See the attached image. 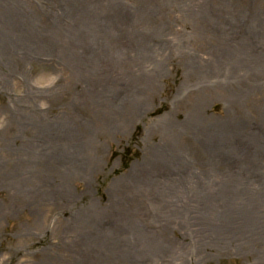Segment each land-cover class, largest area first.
<instances>
[{
	"label": "rangeland",
	"instance_id": "rangeland-1",
	"mask_svg": "<svg viewBox=\"0 0 264 264\" xmlns=\"http://www.w3.org/2000/svg\"><path fill=\"white\" fill-rule=\"evenodd\" d=\"M32 2L46 18L23 42L30 51L0 48V264H125L109 255L117 242L124 247L112 254L131 246L145 264H256L249 245L198 249L207 226L189 203L237 183L227 162L259 160L247 146L236 150L264 132L256 91L264 89V0ZM9 13L4 6L0 19ZM108 44L110 65L82 77ZM233 90H248L246 106H234ZM227 125L235 133L210 136L209 156L200 130ZM166 143H178L172 156L160 155ZM161 185L172 186V200L155 202ZM180 200L184 218L171 212ZM134 202L137 231L161 235L143 256L136 231L111 229L124 215L133 221L124 212ZM169 245L177 253L163 257Z\"/></svg>",
	"mask_w": 264,
	"mask_h": 264
},
{
	"label": "bare ground",
	"instance_id": "bare-ground-1",
	"mask_svg": "<svg viewBox=\"0 0 264 264\" xmlns=\"http://www.w3.org/2000/svg\"><path fill=\"white\" fill-rule=\"evenodd\" d=\"M16 1L17 0H12V1L11 0H1L0 9H3L5 6V8H7L10 11V13L8 16H6V21L4 19H0V48H4V49L7 48L8 51H16L19 48L20 50L29 52L30 51L29 49L31 48L32 43L28 47H25L23 45L25 44V41L29 42L30 40H32V36L34 32H36V30L38 29L37 27L33 25L34 20L41 22L43 24L46 16H44L41 13L40 7L37 4L35 5L32 2V0H23L28 4L30 14H28L24 10L22 12L18 3H15ZM62 1L66 2L70 0H62ZM45 6L46 5H44V7ZM11 14H13V17L15 18L20 17L21 19L8 20V17ZM51 16H59V15H51ZM17 28L19 29L25 28L26 30H28V33H25L23 31H19V32L15 31V29ZM237 32L238 31L234 30L233 33H237ZM261 36L259 37L261 38ZM108 45H109V48L104 46L103 54H96V57L94 56L95 57L93 61L94 69L92 65H88L86 71L82 74V77L86 78V77H90L94 75V73H96L97 70L100 68V66H102L103 64H105L106 66L110 65L111 60L107 58L105 53H108L109 51H111L113 47L111 46L112 43L111 45L110 44ZM223 60H226L224 56H223ZM223 66L224 65H222L220 68L222 73L225 71ZM261 79H262L261 75L258 74L256 76V82L259 83ZM230 84L233 86L235 85L233 80L230 81ZM233 91L235 92V90ZM246 91L248 90H245L243 93H241L242 94L241 96L239 95V93L235 92L236 94L234 95L236 96L237 99L234 102V106L236 107L238 106V101H239V107L246 106L245 103L247 101L248 94H249ZM256 91H257V94L263 95V97L259 100V103L264 107V89H257ZM132 93L141 96L140 92L132 91ZM225 93H226V96H229V94L226 91ZM230 103L233 104L231 98H230ZM249 126L253 128V122H250ZM257 127L255 130L260 131V129ZM109 129L110 127L108 128L106 127L107 132H111V130ZM220 130H221L220 132L214 131L213 128L200 130L205 133L204 137L206 136L205 138L206 145L201 144L199 145V147L203 149L205 146V151H208L209 144H210V136L217 135L219 139H222L223 134H225L227 138L228 135L231 134V132L235 133V130H233L232 128H229V125H227V128L224 131L222 129ZM261 131H264L263 126L261 127ZM192 135H193V132H192ZM215 138L217 137L215 136ZM241 140L244 142H242L241 145L237 148L236 151H238V154H240V152L242 151L241 150L242 147L244 148V146H247L251 150H253V152L256 151L258 153L256 154V157L259 158V160L251 158L250 159L251 162H240L239 160L240 158H239L238 162H233V163L227 162L228 165H235L234 168L233 167L231 168V171L235 174L234 180L237 181V183L232 181L230 184L223 186L225 188L230 187V190H225L223 188H221L220 190L216 189V192H218L217 194H207L205 196L196 195V198L202 199L201 200L202 202L191 200V202L189 203V206L194 208V213L198 214V216H200L201 213L203 214L201 215V218L199 219L198 224L204 223L207 226V229L203 227L205 231L203 232V234L201 233L195 236L194 244L197 245L198 249L213 248L210 246V244L211 243L214 244V242L216 244L223 245L224 247L226 245L233 246V244H243L244 246L249 245V248L253 251L252 255L254 259L252 261L256 262V264H264V254H262L257 248L259 245L264 247V213H263L264 211V132L263 133L261 132V134H259L258 136L253 134V141L250 143V145L248 142H246L247 139L241 138ZM216 141L217 140H215L214 143ZM214 143H211L210 146L215 147ZM177 146H178V143H172L171 145H168L166 143V146L164 147V150L160 153V155L166 156V157L172 156L171 154H173V151L171 149H175ZM166 148H170V149L167 150ZM207 153L209 155V151ZM256 162H260L261 164L259 163V165L257 166ZM213 164H215V162H213ZM155 167H157V170H155V172L161 171L158 167V164H156ZM176 174L177 176L180 175V171L177 170ZM159 188L162 191L161 192L162 196L158 195L157 198L155 199V202H161L162 197H165V198L170 197L171 200L173 199L172 197L174 194L173 192L170 191L172 186L169 187L167 185H164V186L161 185ZM228 191L231 194L227 193ZM122 193H125V191H122ZM225 193L227 195H225ZM252 193H255L259 196L249 197L251 196ZM214 196L217 199L214 198ZM120 197H121V200H125L124 194H121ZM150 197H151L150 195L145 196V198H150ZM143 201L144 199L142 200V202ZM142 202L139 201L138 205H140V203ZM182 202L184 201L180 200L179 203L176 202V204H173L174 209L171 211L173 214L178 213L179 218L181 217L184 218L185 216L183 215L186 214L183 212L184 210H181L182 208H180L182 207ZM220 203H222L221 208H219ZM135 204L136 202L131 203L130 210L128 211L124 210L125 211L124 213H127V212L130 213L128 215L130 218L134 217L133 221H131L128 217H126V215H124V220L120 217L117 219L118 222L122 223L124 226H120L118 228H115L116 226H112L111 229L113 233H115V231H120V229H124V227L125 228L129 227L131 230L136 231L138 233V237L135 236L133 246L140 249V251L142 252V256H143L146 253L144 249L148 248V251H149V246L155 241L154 239L160 238L161 235L159 233H153V231L152 232H148V231L145 232L144 230L137 231V225L135 223L137 222V218L138 217L140 218V215H142V210L140 208H135V210L132 212L133 207H135ZM89 214L90 215L88 216L87 220L89 219L90 221L91 219L94 220L95 219L94 215H96V213L89 212ZM163 221H165V219H163ZM162 226H163V229H160V228L159 229L162 230V233H164V231L169 228L170 224L163 223ZM187 229H190V225L188 226ZM121 235L122 234H120L119 237ZM165 236L166 234L163 237ZM116 237L117 236H111L112 238L111 240H114ZM163 237H162V240H163ZM166 239H168V237H166ZM113 242L115 243V241ZM164 242L168 243L169 240L164 241ZM169 244H171V242H169ZM127 245H131V244L129 243ZM143 246L145 247L143 248ZM116 247H124V246H120L118 242L115 244L111 243V248L113 250L112 252L116 253V250H115ZM130 247L131 246L125 247L124 251L121 253L120 256L114 255L112 254V252L109 255H111V257H116L118 261H123L125 264H145V257H141V253H139L135 257ZM174 249L175 248H172L169 245V249H166L161 255L163 257H167V255L173 256L174 253H177V251ZM262 252L264 253V251ZM256 253H261V254H256ZM98 257L99 259H101L100 256ZM143 258H144V261H143ZM179 258H182V256H180ZM91 259L92 258L88 259L86 257H83L81 263L89 264V261Z\"/></svg>",
	"mask_w": 264,
	"mask_h": 264
}]
</instances>
